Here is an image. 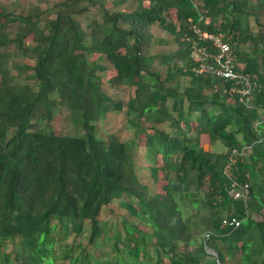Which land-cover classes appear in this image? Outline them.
<instances>
[{
    "label": "trees",
    "instance_id": "obj_1",
    "mask_svg": "<svg viewBox=\"0 0 264 264\" xmlns=\"http://www.w3.org/2000/svg\"><path fill=\"white\" fill-rule=\"evenodd\" d=\"M40 2L0 10V264H264V0ZM196 27L231 43L249 100L243 83L196 71L194 52L213 48ZM105 60L128 100L104 95ZM110 114L133 139L101 133Z\"/></svg>",
    "mask_w": 264,
    "mask_h": 264
},
{
    "label": "rangeland",
    "instance_id": "obj_2",
    "mask_svg": "<svg viewBox=\"0 0 264 264\" xmlns=\"http://www.w3.org/2000/svg\"><path fill=\"white\" fill-rule=\"evenodd\" d=\"M198 2L201 3V0H198ZM39 3L41 4V6H46L45 3L40 2V0H0V10H15L17 12H25L27 14H30L32 12V8L34 6V4ZM86 3H84L85 5ZM247 7H249L250 5H246ZM100 13L93 11L90 13L91 16H97ZM263 19V23H264V15L262 17ZM91 21L90 18H81L80 22L83 25V27H86L88 25V23ZM250 26L251 28L257 32L258 30H260V27L258 25V23L255 21V17L251 16L250 18ZM153 31L155 32L156 35H161L164 37H169L171 38L167 33H165L162 29H160L159 27H154ZM174 45H170L168 48H160L157 46H153L152 48H150L148 50V52L150 53H157V52H162V51H169L171 49H173ZM242 49L245 50H250V46H242ZM26 63H32L33 58L32 57H27L26 58ZM109 69L107 71H105L103 73V84H102V90L104 95L107 97H111L115 100L117 99H123V100H128L129 96L131 95V93L134 91V89L126 84H115V83H111L109 82V79L111 77H113L114 75H116V70L113 68V66L107 61H104ZM15 81L16 82H20L21 84H26V82L22 81L16 74H15ZM171 104V102H170ZM66 120L64 118V116L60 117L58 116L56 119H54L53 124L58 127V128H63V126H66ZM146 125H149V122L147 120H144L143 122ZM101 133L107 136H111V137H116V138H120L122 140H128V139H133L134 138V133L135 130L134 128H132L128 122L126 121L125 115L124 114H110V116L102 122V128H101ZM136 141L139 144V147H137V160L139 165L145 167L148 166L149 164V159L146 158L145 156V145H144V139L142 138V140H139L138 138H136ZM203 146L206 150H212V149H216V150H225L226 146L225 144H223V142L217 141L214 144H210L208 141H204ZM249 149H246V152H249ZM145 173L146 176V172L145 170L143 171ZM120 206L118 202H112L109 206L104 207L103 211H102V219L105 221V223H110L113 220H116L117 217H119V212H120ZM187 210V208H186ZM194 211V210H192ZM260 218V216H258ZM203 234V233H202ZM73 238V237H72ZM71 238V239H72ZM252 243V242H251ZM12 249L11 247L9 248V250ZM235 253H239V248L234 250Z\"/></svg>",
    "mask_w": 264,
    "mask_h": 264
},
{
    "label": "built area",
    "instance_id": "obj_3",
    "mask_svg": "<svg viewBox=\"0 0 264 264\" xmlns=\"http://www.w3.org/2000/svg\"><path fill=\"white\" fill-rule=\"evenodd\" d=\"M200 39L212 40L213 48L208 50L207 48H198L194 52L196 60L199 62V66L196 71L198 73H210L215 77L225 78L235 81L236 83H243V88H234L238 92H241L249 100L252 93V81L246 74L241 73L237 69V54L232 47L231 43L227 41L222 33L214 34L204 32L200 28L196 27ZM236 162V159H233ZM229 193L234 198H246L249 193V184H244L238 187V183L235 181L229 190ZM227 222V220H225ZM229 224L239 225L240 221L233 218ZM210 238V231H206L204 234V240L206 242V248L210 252L214 250L208 247V239ZM217 256V255H216ZM220 262V260H218Z\"/></svg>",
    "mask_w": 264,
    "mask_h": 264
}]
</instances>
